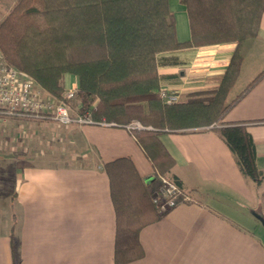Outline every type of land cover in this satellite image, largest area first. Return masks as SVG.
I'll return each mask as SVG.
<instances>
[{
	"label": "crops",
	"instance_id": "1",
	"mask_svg": "<svg viewBox=\"0 0 264 264\" xmlns=\"http://www.w3.org/2000/svg\"><path fill=\"white\" fill-rule=\"evenodd\" d=\"M170 9L176 39H189L184 7L177 0ZM234 47L224 43L160 54V88L177 92L181 101L211 90ZM242 55L235 80L243 76L240 93L264 69V10L257 35L245 40ZM70 80L65 77L64 86ZM26 120L59 126L51 132L45 124L42 139L56 143L60 153L67 151L72 164L6 163L8 180L0 179L7 187L3 198L0 194V264L14 259L16 264H113L115 217L101 165L128 157L150 183L155 172L148 159L125 127ZM222 122L245 126L255 145L256 167L264 175V76L225 112ZM157 138L173 161L168 177L194 202L177 204L144 227L139 232L143 257L128 264H264V231L251 214L264 217V178L258 187L244 179L214 130L163 131Z\"/></svg>",
	"mask_w": 264,
	"mask_h": 264
},
{
	"label": "trees",
	"instance_id": "2",
	"mask_svg": "<svg viewBox=\"0 0 264 264\" xmlns=\"http://www.w3.org/2000/svg\"><path fill=\"white\" fill-rule=\"evenodd\" d=\"M178 2L188 20L185 41L176 39L168 0H15L0 19V57L57 99L64 93L65 77L72 76L76 91L70 106L87 110L96 124L139 122L142 129L128 131L155 172L153 182L156 175L169 179L173 166L159 133L210 129L231 152L241 176L258 187L264 175L255 164L253 139L245 126L226 125L222 118L264 76L263 69L224 105L240 70L242 45L259 30L264 0ZM224 43L235 47L216 87L174 104L160 101V54ZM101 168L115 217L113 264H128L143 257L139 232L171 207L158 209L157 184L146 183L130 158Z\"/></svg>",
	"mask_w": 264,
	"mask_h": 264
},
{
	"label": "built area",
	"instance_id": "3",
	"mask_svg": "<svg viewBox=\"0 0 264 264\" xmlns=\"http://www.w3.org/2000/svg\"><path fill=\"white\" fill-rule=\"evenodd\" d=\"M76 85L71 84L57 99L46 94L25 74L16 71L0 57V119H36L51 120L58 125L70 124L91 125L89 112L73 109L70 101L73 100ZM158 97L164 104L177 103L179 94L169 89L160 88ZM106 124V123H98ZM113 125V124H110ZM127 130L142 129L137 121H131L125 126ZM157 198L160 211L181 203H193V198L172 180L156 175Z\"/></svg>",
	"mask_w": 264,
	"mask_h": 264
},
{
	"label": "rangeland",
	"instance_id": "4",
	"mask_svg": "<svg viewBox=\"0 0 264 264\" xmlns=\"http://www.w3.org/2000/svg\"><path fill=\"white\" fill-rule=\"evenodd\" d=\"M15 0H0V19L4 16L6 10L13 4ZM177 0H168L169 7H172V3ZM173 9V8H172ZM171 10V9H170ZM252 55V54H250ZM250 56L247 57V61ZM70 80V85L74 83L72 76H67ZM67 79V78H66ZM65 82H68L65 81ZM64 82V83H65ZM65 85L64 91L70 86ZM244 86L243 76L239 79L229 90L224 105L228 104L236 95L240 93ZM49 131L54 132L57 127L56 124L47 122ZM41 124L32 120L26 119H11L6 120L0 119V179L3 178L8 180V167L6 163H15L16 165L28 164L31 162H38L43 165H54V164H72L68 152L65 151L60 153L58 146L49 139H42L43 127L47 124ZM52 128V129H51ZM43 141L39 144V139ZM1 183V182H0ZM13 189V184L11 185ZM7 187L0 185V194L3 198L7 193ZM3 191V192H2ZM2 203V202H1ZM3 213V209H1ZM257 229L263 230L259 222H255ZM259 231V230H258Z\"/></svg>",
	"mask_w": 264,
	"mask_h": 264
},
{
	"label": "water",
	"instance_id": "5",
	"mask_svg": "<svg viewBox=\"0 0 264 264\" xmlns=\"http://www.w3.org/2000/svg\"><path fill=\"white\" fill-rule=\"evenodd\" d=\"M251 214L260 222V224L263 228V231H264V217H262L261 215H259L255 211H251Z\"/></svg>",
	"mask_w": 264,
	"mask_h": 264
}]
</instances>
